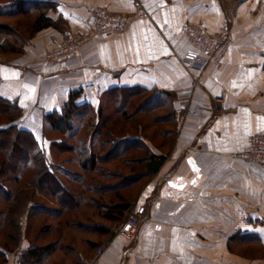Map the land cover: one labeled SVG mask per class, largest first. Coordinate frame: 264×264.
I'll use <instances>...</instances> for the list:
<instances>
[{"label": "crops", "instance_id": "obj_1", "mask_svg": "<svg viewBox=\"0 0 264 264\" xmlns=\"http://www.w3.org/2000/svg\"><path fill=\"white\" fill-rule=\"evenodd\" d=\"M40 1L55 4L48 16L64 19L65 31L44 29L21 56L1 62L0 95L19 104L23 115L16 124L34 134L48 157L60 140L49 137L54 132L45 115L61 111L75 91H81L78 104L96 109L118 87L167 93L177 131L168 149L147 142L153 153L168 155L134 199L130 214L141 219L135 238L125 239L120 226L83 206L90 219L78 222L112 233L66 227L46 264H82L81 257L94 258L100 247L95 264H235L240 256L229 247L264 246V164L232 156L264 130V0ZM97 9L143 10L148 18L124 33L92 38L78 58L49 61L48 54L67 40L91 34L90 15ZM225 23L234 44L220 63L188 69L184 56L193 46L183 27L218 32ZM198 78L201 86L195 87ZM189 106L199 114L188 115ZM30 245L26 236L21 250ZM6 264H19V254H9Z\"/></svg>", "mask_w": 264, "mask_h": 264}, {"label": "trees", "instance_id": "obj_2", "mask_svg": "<svg viewBox=\"0 0 264 264\" xmlns=\"http://www.w3.org/2000/svg\"><path fill=\"white\" fill-rule=\"evenodd\" d=\"M11 8L8 15L33 16L31 36L47 28L65 31L64 19L53 20L48 16L49 11L55 9L54 3L15 0ZM8 46L4 52L24 53L23 48L19 51L15 45ZM80 95L81 91L72 92L61 111L45 115V122L54 132L78 138L76 144L60 140L53 142L52 147L77 156L78 165L85 175L73 180L82 184L89 177L79 194L59 177L57 165L49 159L34 134L15 123L23 115L19 104L0 95V114L7 115L10 120L7 126L0 128V264H6L8 255L15 253L19 254V264H46L60 246L66 227L111 234L110 228L84 224L69 217L85 206L113 225L121 226L127 220L141 186L159 171L167 158L168 152L155 154L147 144L160 140L159 146L168 149L175 138V111L167 93L141 87L111 89L108 95L115 110L111 114L105 112L104 104L98 109L90 104H78ZM141 97V101L134 105V100ZM142 116L150 120L148 126L135 120ZM76 121H86L89 125L94 121L88 137H81L80 131L74 130ZM123 123L138 133L125 132L123 135L115 129L116 125ZM151 128L154 129L152 134L146 133ZM116 161L125 165L127 173L107 167ZM26 169L33 172L28 180L22 179ZM11 184L16 188H10ZM31 189L35 191L30 194L28 190ZM35 192L45 200L43 203L32 204ZM30 214L33 220L29 221L25 231V219ZM40 218L55 219L57 223L43 222L35 228ZM33 234L30 247L21 250L24 238H32Z\"/></svg>", "mask_w": 264, "mask_h": 264}, {"label": "built area", "instance_id": "obj_3", "mask_svg": "<svg viewBox=\"0 0 264 264\" xmlns=\"http://www.w3.org/2000/svg\"><path fill=\"white\" fill-rule=\"evenodd\" d=\"M148 18L145 11L121 14L106 9H97L90 15V29L93 36H107L126 32L135 22ZM183 32L193 46V50L184 56V62L190 70L204 71L210 64H218L227 51L233 46V33L228 23H225L220 31L211 32L207 27L196 24H186ZM90 38L75 37L69 39L65 45H61L47 56L53 62L77 58L80 55V46ZM70 43V44H69ZM68 44V45H67ZM194 86H201V80L194 81ZM222 105L221 100H217ZM188 115H198L199 110L188 107L185 109ZM236 159H242L251 164H264V130L254 133L250 137L249 145L242 151L232 154ZM141 219L137 213L129 214L128 219L118 228V234L127 240H133L138 233ZM104 248L97 249L94 258L81 257L82 264H95L103 254Z\"/></svg>", "mask_w": 264, "mask_h": 264}, {"label": "rangeland", "instance_id": "obj_4", "mask_svg": "<svg viewBox=\"0 0 264 264\" xmlns=\"http://www.w3.org/2000/svg\"><path fill=\"white\" fill-rule=\"evenodd\" d=\"M13 1H15V0H0V9L2 10V13H0V24L2 25V26H0V63L1 62H9L10 60L22 55L21 53L17 54V53H11V52H4V49L9 47L8 44L15 45L17 47L16 49H18L19 51H20V49L23 48V51H24V47H25L27 41L32 37L31 36V29H32L31 24L33 22V16H31V15H18V16L8 15L9 10L12 9L11 3ZM90 35H88L86 37V38H90V39H88L87 41H84L81 44V46L79 48L80 49L79 57L81 56L82 46L92 39L90 37ZM110 35H116V34H110ZM107 36H109V35H107ZM95 37H105V36H93V38H95ZM68 42H69V40L64 42L62 45H65ZM6 44H7V46H6ZM56 49H54L53 51H55ZM53 51H51L50 53H52ZM50 53L48 55H50ZM49 61H51V60H49ZM141 99H142V97L138 98L137 100H134V105L139 103L141 101ZM104 107H105V112L107 114H111V113L115 112L114 107L112 106V103H111L110 96L108 97L107 102L104 103ZM20 118L21 117H19V119ZM135 120L136 121L140 120L141 123L143 124V126H148L150 124V120L144 118V116L140 117V119L136 118ZM9 122H10V120H9V117L7 115L0 114V128H4L5 126H7L9 124ZM92 124L93 125H89L86 123V121H84V122L76 121L74 130L80 131L79 135H81V137H83V136L88 137L91 133V130H93L94 121L92 122ZM116 127H118V128H116ZM116 127H115V129H117L120 132H123V135L125 134V132H129L130 134H135V133L137 134L138 133V132L132 130L131 126L125 125V123L120 124V125H116ZM101 131H103L102 128H101ZM153 131H154V129L151 128L148 132L144 131V133L146 132V133L152 134ZM87 134H89V135H87ZM68 135H70V134H68ZM68 135H63L61 133L59 134L57 132H54L53 134H50L49 137L52 139L62 140V141L69 143V144H76L78 138L74 137V136L70 138ZM159 143H160V140H157L154 144L159 145ZM43 147H44V145H43ZM49 159L55 163V166L57 165L56 170L58 172L57 174L59 175V177L61 179H63L68 184V186L72 190H74L76 193L79 194V192H82L83 185H85L88 182L89 177L87 176L85 178L86 180L82 184L77 183V182H75V180H73V179L80 178L79 177L80 175H85L84 172L80 169V167L78 165L77 156L75 154L69 153V152H60L56 149H53V147H52L51 154L49 155ZM107 167L111 170H118V171H121L124 173L126 172L125 169L128 171V169L125 168V165L121 161L109 163L107 165ZM32 173L33 172L31 169H26L24 171V175H22L23 176L22 179H26V180L30 179L32 176ZM73 173H76V174H74L75 177H73L74 175H71ZM9 187L10 188H12V187L16 188V186H12V184L9 185ZM28 191L31 194L32 193L31 191H35V190L31 189ZM33 199H34L33 200L34 202H32V204L33 203H35V204L36 203H43V201H45V200H43L41 195L36 193V192L33 195ZM1 203L2 202H0V204ZM84 211L85 210L83 209L80 212L76 213V215L70 216L69 218L81 219V220L83 219L85 221L86 220L85 218H87L88 216H87V214L84 215L85 214ZM32 220L33 219L30 217L29 221H32ZM43 222L48 224V223H51L52 220L48 219V218H40L39 221L37 222V225L35 226V228L40 226ZM28 224H29V222H28ZM54 238L55 237H53V239ZM29 239H30V241L33 240V236H32V238H29ZM71 239H72V236H71ZM50 240H52V239H50ZM38 243H41V240ZM229 251L232 253H235V255L240 256V257H238V258H240V261L237 260V262L235 264H264V246H262L260 243H257V244L256 243H254V244H248L247 243V244H241V246H236L233 248L229 247Z\"/></svg>", "mask_w": 264, "mask_h": 264}, {"label": "snow or ice", "instance_id": "obj_5", "mask_svg": "<svg viewBox=\"0 0 264 264\" xmlns=\"http://www.w3.org/2000/svg\"><path fill=\"white\" fill-rule=\"evenodd\" d=\"M167 22V21H166ZM190 163H193L192 161H190ZM193 169H194V171H198V169H196L195 168V165H194V163H193ZM193 183H195V181H193Z\"/></svg>", "mask_w": 264, "mask_h": 264}]
</instances>
